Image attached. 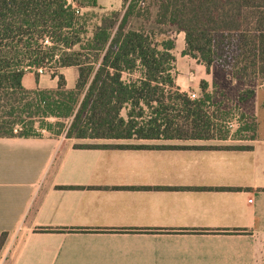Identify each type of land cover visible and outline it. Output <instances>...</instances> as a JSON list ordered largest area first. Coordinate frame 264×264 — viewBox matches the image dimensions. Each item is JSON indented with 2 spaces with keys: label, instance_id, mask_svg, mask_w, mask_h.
I'll return each instance as SVG.
<instances>
[{
  "label": "crops",
  "instance_id": "0c3cea01",
  "mask_svg": "<svg viewBox=\"0 0 264 264\" xmlns=\"http://www.w3.org/2000/svg\"><path fill=\"white\" fill-rule=\"evenodd\" d=\"M109 1L99 8H124ZM176 42L181 91L201 96L206 81L218 96L215 76ZM65 76L74 88L78 74L75 85ZM51 79L27 88H57ZM238 105L255 118L261 109ZM3 234L0 264H264V135L0 137Z\"/></svg>",
  "mask_w": 264,
  "mask_h": 264
},
{
  "label": "trees",
  "instance_id": "16d2710c",
  "mask_svg": "<svg viewBox=\"0 0 264 264\" xmlns=\"http://www.w3.org/2000/svg\"><path fill=\"white\" fill-rule=\"evenodd\" d=\"M174 31L186 34L183 55L246 87L238 104L264 91V0H124L107 11L98 0H0V137L223 136L208 82L197 99L176 83ZM68 67L78 69L74 88L61 72ZM47 69L57 88L24 85ZM250 127L240 131L255 136Z\"/></svg>",
  "mask_w": 264,
  "mask_h": 264
},
{
  "label": "rangeland",
  "instance_id": "374dc122",
  "mask_svg": "<svg viewBox=\"0 0 264 264\" xmlns=\"http://www.w3.org/2000/svg\"><path fill=\"white\" fill-rule=\"evenodd\" d=\"M105 3H108V2L106 1ZM109 3L113 5H118L119 0H110ZM142 5L144 6V3L140 4L141 7H143ZM89 10L90 9H87V11L85 12H88ZM100 14H103V12L99 13L97 17H93L94 22H97L98 17L100 19ZM173 36L179 39L184 38L186 42L185 32L184 34L179 35L177 34V32L174 31ZM186 47H187V42H186ZM175 54L178 56L180 62L177 59L176 62L174 63L175 68H174L173 74H179V68L184 70L187 68L188 64L182 58V52L180 51V47L179 49L177 48V50L175 51ZM47 70L48 71L41 73V76L43 75V78L42 79L39 78V80L36 78V75L34 73H31L29 75L27 74L24 78V85L26 87H33L35 86L36 81L39 82L41 80V83L43 86H48L52 82V79H51L52 76L50 73L51 70L50 69H47ZM61 72L63 74H67V76L71 78V82L73 81V84L75 85L76 79L72 78V74H78V69L76 67L64 68L62 69ZM211 73L213 74V76H215V79L219 83V87L222 90L218 96L216 94L217 101L219 103H222V109L221 111L217 112L215 116L218 119V122L224 126L223 127L224 129L222 130L223 134L225 135V133H228V132L240 131V128L243 127L244 124L246 123V126H251L250 128H252V126L256 124L260 134L264 135V91L262 90V88H258L260 90L258 98H254L250 100L249 102H246L248 109H250L249 112L251 114H252L253 105L256 103V101L260 103L261 109L259 111L258 116L255 118L252 115H248L244 111L239 110L238 108L239 105L236 103L241 93L240 89L242 88L246 89V87L243 84L231 78L229 74H225L224 72L218 71L216 66H213L211 68ZM135 74H140V73L137 72ZM49 122H55V119H50ZM229 124H233V126L229 128L230 126ZM44 133L48 134L47 132H44ZM75 144H80V143L76 142Z\"/></svg>",
  "mask_w": 264,
  "mask_h": 264
},
{
  "label": "built area",
  "instance_id": "2783aa9c",
  "mask_svg": "<svg viewBox=\"0 0 264 264\" xmlns=\"http://www.w3.org/2000/svg\"><path fill=\"white\" fill-rule=\"evenodd\" d=\"M41 72H42V70H41ZM189 96L191 99H197L198 98V94L195 92L189 93ZM229 125H230L229 128L233 126V124H229Z\"/></svg>",
  "mask_w": 264,
  "mask_h": 264
}]
</instances>
